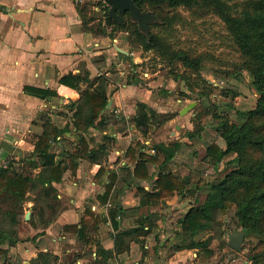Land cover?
<instances>
[{
    "label": "crops",
    "instance_id": "1",
    "mask_svg": "<svg viewBox=\"0 0 264 264\" xmlns=\"http://www.w3.org/2000/svg\"><path fill=\"white\" fill-rule=\"evenodd\" d=\"M78 2L0 0V165L24 164L46 120L59 128L67 125L50 148L65 160L76 149L80 135L88 141L89 149L103 142L105 135L112 138L101 159L78 157L74 171L66 168L59 181H52L61 205L56 213L46 215L48 222L42 223L38 214L34 223L29 220L31 197L24 200L23 211L15 220L0 215V264H223L218 259L200 260V246L173 245L179 219L200 190H195L192 198L190 185L181 193L174 190L160 198L143 194V190L157 189L154 180L159 170L179 177L187 173L183 158L186 153L192 155L188 152L191 139L179 133L184 127L189 129V124L172 114L167 122L176 130L170 131V140L153 135L159 123L155 114L173 107V102L160 98L154 87L141 85L139 79L128 80L131 62L136 61L130 57L132 51L117 37L85 28ZM69 72L87 73L88 81H80L78 87L61 83L59 78ZM100 75L108 79L110 104L102 110V120L98 122L101 115L95 120L96 125L77 129L73 123L75 105ZM28 87L48 92L39 95ZM138 103L144 104L145 132L134 119ZM188 104H181L177 114ZM172 139L180 145L171 159L163 161L155 144H169ZM133 145L135 155L127 156V148ZM140 151L154 154L156 161H146L136 175ZM81 218L82 236L78 235ZM141 221L149 224L144 225L145 229L149 226L147 233L130 231ZM66 225H76V229ZM125 230L133 237H125L116 248L115 237Z\"/></svg>",
    "mask_w": 264,
    "mask_h": 264
},
{
    "label": "trees",
    "instance_id": "2",
    "mask_svg": "<svg viewBox=\"0 0 264 264\" xmlns=\"http://www.w3.org/2000/svg\"><path fill=\"white\" fill-rule=\"evenodd\" d=\"M134 2L142 10H149L158 17L157 20L148 23V33L138 28L137 21L130 17L128 10L118 11L123 18V22H118L108 14L107 9L105 20L106 23L113 24L120 29H129L130 35L132 34L134 40L145 49L153 47L166 49L162 37L153 31L152 27L163 26L170 22L171 18L164 13L167 8L197 5L212 8L231 32L242 53L243 65L251 72L252 83L259 92L255 107L243 113L244 120L241 123L224 124L225 128L221 133L224 138V146L211 143L206 147L207 154L215 159L230 152H236L239 159L238 165L221 179L208 182V191L203 198L199 195L200 192L197 193L195 202L179 219L180 229L174 236V247L201 246L202 230H205L204 228L209 225L208 222L219 223L214 216L215 212L217 209L226 210L229 202H234L236 206L235 215L240 223L238 231H242L244 235L252 232L259 234L262 236L261 242L264 243V0H244L237 11H233L232 5L224 0H134ZM77 7L83 16L84 27L94 33H104L105 35V32L98 29L102 28L100 24L88 26L90 21L85 14V5L78 2ZM109 36L112 35L109 34ZM165 53L173 56L186 67L197 69L201 65L200 55L192 56L185 50L172 51L169 47ZM86 74L69 72L62 75L59 81L71 87H78L80 81H88ZM96 80L95 86L90 85V88L82 92L80 101L76 105L75 102H72V105H75L73 123L77 129L86 130L89 125H96L103 118L102 110L105 109L108 101V79L106 76L100 75L96 77ZM128 80L137 81L138 79L130 75ZM28 89L39 95L48 92L37 88L28 87ZM155 115H158L160 120L162 114ZM99 116L98 122L95 123ZM134 119L137 125H142L141 129L145 132L146 118L143 103H138ZM156 122L158 121L156 120ZM43 127V132L34 142V148L24 164L15 166L10 162L7 165H0V215L6 214L12 220L22 213L24 200L31 197L34 202L31 206L32 214L29 220L34 223V217L38 214L42 223L48 222L50 218L46 215L49 213L53 215L61 205L57 200L52 181H59L66 168H71L74 171L76 168L75 159L78 157H87L90 160L101 159L112 139L105 135L103 142H99L94 148L89 149L88 141L83 135H80L79 144L75 145L76 149L70 153L68 160H65L63 157H56L50 148L51 141L56 140V136L62 134L67 125L59 128L46 120ZM179 145L178 140L169 144L159 142L155 144L154 149L163 155V161H167L174 156ZM126 153L127 156L135 155L136 146H129ZM130 159L134 158L130 156ZM148 160L156 161L155 155L140 151L139 158L135 160L134 173L136 175H139V169L144 168L145 162ZM145 176L148 177V174ZM187 182L186 177H179L171 171L159 170L154 180L157 189L154 191L143 190V194L146 197L160 198L171 195L174 190L181 193L188 186ZM199 188L198 183L196 190ZM29 192H33L34 195L30 196ZM115 208L117 207L115 206ZM139 223L137 228L130 229V231L147 233L149 226L145 229L144 225L149 224L144 221ZM65 227L76 229V225H66ZM83 228L84 220L81 218L78 235H83ZM127 236L133 237V234L125 230L116 235V248ZM227 245L230 246L228 241ZM41 255L43 253L38 256ZM252 264H264V252L254 254Z\"/></svg>",
    "mask_w": 264,
    "mask_h": 264
},
{
    "label": "rangeland",
    "instance_id": "3",
    "mask_svg": "<svg viewBox=\"0 0 264 264\" xmlns=\"http://www.w3.org/2000/svg\"><path fill=\"white\" fill-rule=\"evenodd\" d=\"M78 1L86 7L85 14L90 21L88 26L100 24L102 28L98 29L105 32V35L117 37L118 41L125 43L126 48L132 51L130 57H135L136 61L131 59L130 75L139 79L141 85L154 87V92H158L159 97H165L166 102L169 100V104L172 105L173 102V107L168 105L169 108L162 113L160 120L155 115V121L159 123L156 124L153 135L170 140V131L176 130L173 123L167 122L172 114L189 124V129L184 127L179 133L180 136L185 135L191 139L188 152L192 151L191 156L186 153L183 158L187 173L182 178L186 177L191 186L189 198L194 196L198 183L199 195L203 198L208 191L207 183L221 179L237 167L239 160L236 152L215 159L207 154L206 147L211 143L223 147L224 138L221 133L225 125L241 123L244 120L243 113L254 108L259 97V92L252 83V74L243 65L242 53L226 24L212 8L203 5L167 8L164 13L171 18L170 22L152 27L162 37L166 49H145L134 40L129 29H120L106 23L105 12L109 7L107 0ZM224 1L232 5L233 11L239 10L244 2ZM168 47L172 51L185 50L192 56L200 55V67L192 69L184 66L165 53ZM168 89L170 91L166 94L162 92ZM192 101L194 104L191 107L181 115L177 114L181 104ZM194 202L193 199L191 203ZM235 208V203L229 202L226 210L217 209L214 216L219 223L208 222L209 225L202 230L200 260H220L223 264H252L253 255L264 252L262 236L253 232L244 235L241 249L236 250L227 245L229 235L240 228Z\"/></svg>",
    "mask_w": 264,
    "mask_h": 264
},
{
    "label": "water",
    "instance_id": "4",
    "mask_svg": "<svg viewBox=\"0 0 264 264\" xmlns=\"http://www.w3.org/2000/svg\"><path fill=\"white\" fill-rule=\"evenodd\" d=\"M109 3L108 14L114 17L118 22H123L122 16L118 13L124 10H128L130 17L137 21L138 28L146 33H148V23L157 20L158 17L149 10H142L137 6L134 0H107ZM119 50H122L118 47ZM111 99H108L107 106L110 104ZM194 104V101L190 102L188 105L184 106L180 113H184L189 107ZM30 211H26L25 218H28ZM244 239V233L242 231H235L231 233L228 237V244L236 250L241 249V244Z\"/></svg>",
    "mask_w": 264,
    "mask_h": 264
},
{
    "label": "built area",
    "instance_id": "5",
    "mask_svg": "<svg viewBox=\"0 0 264 264\" xmlns=\"http://www.w3.org/2000/svg\"><path fill=\"white\" fill-rule=\"evenodd\" d=\"M151 150H153V149H151Z\"/></svg>",
    "mask_w": 264,
    "mask_h": 264
}]
</instances>
